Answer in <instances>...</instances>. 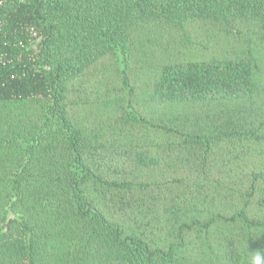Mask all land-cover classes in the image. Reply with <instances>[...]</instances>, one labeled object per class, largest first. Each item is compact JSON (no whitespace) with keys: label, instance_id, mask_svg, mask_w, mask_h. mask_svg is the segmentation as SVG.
<instances>
[{"label":"trees","instance_id":"1","mask_svg":"<svg viewBox=\"0 0 264 264\" xmlns=\"http://www.w3.org/2000/svg\"><path fill=\"white\" fill-rule=\"evenodd\" d=\"M257 254L264 0H0V264Z\"/></svg>","mask_w":264,"mask_h":264},{"label":"clouds","instance_id":"2","mask_svg":"<svg viewBox=\"0 0 264 264\" xmlns=\"http://www.w3.org/2000/svg\"><path fill=\"white\" fill-rule=\"evenodd\" d=\"M251 264H264V256H261L260 254L255 255L252 257Z\"/></svg>","mask_w":264,"mask_h":264},{"label":"rangeland","instance_id":"3","mask_svg":"<svg viewBox=\"0 0 264 264\" xmlns=\"http://www.w3.org/2000/svg\"><path fill=\"white\" fill-rule=\"evenodd\" d=\"M13 232H14V236H17V235L19 234V233H18L17 231H15V230H14ZM14 236H13V237H14Z\"/></svg>","mask_w":264,"mask_h":264}]
</instances>
